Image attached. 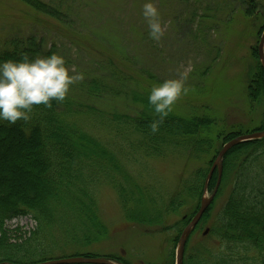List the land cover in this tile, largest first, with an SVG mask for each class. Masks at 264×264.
Masks as SVG:
<instances>
[{"label":"trees","instance_id":"1","mask_svg":"<svg viewBox=\"0 0 264 264\" xmlns=\"http://www.w3.org/2000/svg\"><path fill=\"white\" fill-rule=\"evenodd\" d=\"M18 1L34 16L71 24L69 29L81 22V35L88 34L82 36L83 40L105 43L120 54L117 67L113 62L107 65L111 55L104 58V76L90 79L89 72L84 71L86 80L63 102L53 101L51 108L34 106L29 121L15 125L0 121V263L34 264L74 256H104L132 264L121 254L99 246L109 237L100 216L101 189L111 187L122 208L137 211V217H129L134 223L163 227L171 216L183 213L176 221L179 238L199 209L206 178L220 149L238 134L220 132L221 148L214 149V137L204 134L213 120L202 110L182 114L172 110L159 131L151 132L150 124L158 117L148 102L150 91L142 87V82L145 76L156 81L150 63L156 64L159 58L166 60L167 49L176 42L165 43L163 50L162 39L155 42L149 37L142 15L145 0H117L112 4L103 0ZM166 1L176 2L153 0L160 20L172 14L176 34L187 37L193 59L208 58L207 62H199L194 72L199 79L205 78L202 70L210 67L212 46L233 18L232 13L242 9L246 17L264 15V0H210L215 7L209 2L203 5L202 0H182L180 8ZM124 11L129 15L128 22L123 18ZM198 11L200 15H195ZM221 11H226L227 21ZM106 22L109 27L100 29ZM7 32L0 36V62L20 60L23 54L34 58L61 53L56 43H45L43 34ZM258 46L249 88L261 97L256 99L250 94L251 105L264 100V68ZM79 90L85 99L75 98ZM116 97L125 100V110H114L106 104L105 100ZM103 126L108 133L102 138L97 132ZM261 130L263 117L260 125L246 132ZM128 151L132 153L128 158L134 161L132 166L124 164ZM168 156L183 163L177 191L169 196L162 192L161 182L149 180L145 171L149 161ZM194 161L199 166L189 175L187 168ZM135 162L144 163L142 170H130ZM217 179L215 170L209 182L212 191ZM221 196L225 199L222 204L217 208L215 201L210 213L196 226L200 230L209 224L208 233L195 245L187 242L184 264H264V138L239 143L225 155L215 200ZM22 216H30L36 225L29 234L20 236L21 232L8 228L7 223ZM168 264H174V259Z\"/></svg>","mask_w":264,"mask_h":264},{"label":"rangeland","instance_id":"2","mask_svg":"<svg viewBox=\"0 0 264 264\" xmlns=\"http://www.w3.org/2000/svg\"><path fill=\"white\" fill-rule=\"evenodd\" d=\"M103 1L112 4L117 0ZM182 2V0H176L175 3L166 1L167 5L171 3L173 7L177 6L178 8L181 7ZM200 2H202L203 5H205L206 2H209L212 4L211 7H215L210 0H202ZM22 4L23 3L18 0H0V36L8 33L7 31L10 29L14 33L22 31V33L27 34L29 32H35L38 35L43 34L45 43L48 46H53L54 43L58 45L61 52L60 55L65 58L69 67L74 66L76 70L81 73L84 71L89 72L90 79L91 76H104L105 73L103 72H105L106 69V61L104 58L108 55L112 56V60H110L107 65L109 66L111 62H113L116 67L118 66L116 64H119L120 52L112 50V47L108 49L105 43L98 42L97 40H83L82 36H88V34L81 35V30L83 28L79 25L81 22L79 24H72L74 25L73 28L69 29L67 26H70L71 24L66 25L48 18L43 20L36 14L34 16V13L28 10L29 8H27V6L24 8V4ZM126 6H130V1L126 3ZM189 7L190 6H188V9ZM20 11H22V13ZM241 11L242 9L238 10V12L235 11V13H232L233 18L227 24L225 21L223 22L226 24V29L224 28L221 32L219 30L221 36L217 37V43L212 46L213 51L211 54L212 58H210L212 60L209 62L210 67L207 66L202 70V74L205 75V78L200 77V79L196 77V75L193 76L194 72L200 65L199 62H207L208 58L203 59V56H201L202 59H193V51L190 50L192 49V46L187 37H183L185 36L183 33L179 36L176 34L178 30L172 19V14L166 15L168 17L161 21L164 26V36L162 37V45H160V47L165 50V43H171V45L173 42L176 43L174 46L169 47V50L167 49L166 60L160 61L159 58L156 64L150 63L154 65L152 70L154 73L151 75L156 77V81L154 82L153 79H147L145 76V79L142 82V87L145 86L146 89L150 91L151 88L157 84L168 79H181V73L188 72L185 87H187L189 91L186 95H182L173 105V110L179 114L188 111L189 113L195 111L201 112L202 110L206 117L213 120L207 128V130L209 129L208 133L207 131H204V134H209L210 137H214V144L216 145L214 149L216 150L221 148L219 142L222 137L218 136L220 132H232L238 134L234 137L249 134L251 132H246V129L260 125L262 117L264 118V100H262V104L251 105L250 94L256 99H259L261 94L255 89L250 92L249 88L251 81V76L249 74L250 71L252 72L255 69V63L257 61L255 50L259 45L258 41L261 39L262 33L264 32V15L257 18L246 17ZM221 12L223 18L224 16L228 17L225 15L226 11ZM167 13H170V11H167ZM22 14L33 19L31 20L29 18V21V19L25 18ZM197 14L200 15V12L198 11L195 15ZM120 16L121 15H119V17ZM123 18L125 22H128L129 15L125 11L123 12ZM224 19L226 20V18ZM108 27L109 24L106 22V24L100 27V29ZM210 29H207L206 34L210 32ZM78 34L80 35V38H77ZM122 49L123 47L121 50ZM137 67H139V65H137ZM150 68H152V66H150ZM85 80L86 77H84L82 81L73 85L69 94L77 92V87ZM78 96L79 97L75 98L85 99L80 94V90L78 91ZM116 98H112V100L107 99L105 102L114 110H125V100L121 97ZM193 108H196V110ZM99 127L97 133L103 138V136L105 137L107 135L108 128L106 126ZM128 154L130 155L125 158L126 161L124 159V164L126 166H132L134 161L128 159L132 153L128 151ZM207 154L208 153H205V155ZM213 154L214 151L210 156ZM143 165L139 162H135L133 168L130 167V170H142ZM182 166V162L168 156L164 160L153 159L149 161L146 164L145 171L148 174L149 180L161 182V186L164 187L161 189L162 192L169 196L172 191H177L176 186L179 182L178 171ZM198 166L199 164H197V161L190 163L187 168V173L191 175ZM212 192L213 191L209 189L208 186L207 192L203 191L202 196H210ZM223 193L225 198L227 191ZM224 198L221 196L215 200V196L203 216L210 213V207L215 201L218 208L225 200ZM201 199L198 201V208H200ZM99 204L101 209L100 216L108 227L109 235L106 239L107 241L102 242L99 246L109 249L112 253L115 252L121 254L132 264H168L171 259H174V264H176V250L180 238V236L179 238H176V221L180 219V216L183 213L171 216L168 219V225L163 227L156 225H141L139 222H136V224L129 217L135 215L137 217V211L135 210L134 212V210L129 207L130 211L128 208H122L116 192L109 186L101 189ZM216 210L213 213V218L216 215ZM192 218L189 219L187 223L190 222ZM35 225V221L30 216H22L7 223L8 228L21 232V234H19L20 236H22L24 232L29 234L30 232L28 231L33 230ZM207 229L209 231V224H204L203 228L200 230L197 228L194 229L187 241L190 243L189 245H195L202 241L203 235H205ZM186 250L187 247L185 253ZM105 258L120 263L111 257Z\"/></svg>","mask_w":264,"mask_h":264},{"label":"clouds","instance_id":"3","mask_svg":"<svg viewBox=\"0 0 264 264\" xmlns=\"http://www.w3.org/2000/svg\"><path fill=\"white\" fill-rule=\"evenodd\" d=\"M142 15L148 24L149 37L159 42L164 36V26L153 0H145ZM181 79H168L152 87L148 102L157 119L150 124L153 134L173 110V105L186 95L188 72L181 73ZM84 79L74 66L69 67L62 55L30 58L23 54L20 60L0 62V121L15 125L18 121L31 119L34 106L52 107V102H63L71 87Z\"/></svg>","mask_w":264,"mask_h":264},{"label":"water","instance_id":"4","mask_svg":"<svg viewBox=\"0 0 264 264\" xmlns=\"http://www.w3.org/2000/svg\"><path fill=\"white\" fill-rule=\"evenodd\" d=\"M258 53L261 64L264 68V32L262 33L261 40L258 46ZM264 138V130L252 132L249 134L239 135L230 141L226 142L222 148L220 149L211 170L208 173V176L205 181L204 191L207 192L210 179L215 170L218 171V179L215 185V188L210 196L203 195L201 199V205L196 213V215L192 218V220L185 226L183 229L179 242L178 247L176 250V264H184V256H185V249L186 244L189 239L190 234L194 231L197 224L199 223L201 217L203 216L206 209L209 208V205L214 200L217 191L220 187L223 172H224V157L230 151L232 147L235 145L242 143L244 141H249L253 139H261ZM208 232V229L205 231V234ZM0 264H13V263H0ZM34 264H117L114 261L105 258V257H85V256H74V257H67V258H60V259H53L44 262L34 263Z\"/></svg>","mask_w":264,"mask_h":264}]
</instances>
